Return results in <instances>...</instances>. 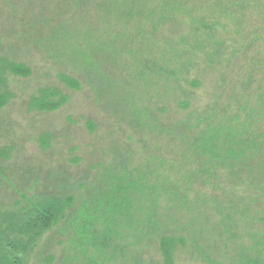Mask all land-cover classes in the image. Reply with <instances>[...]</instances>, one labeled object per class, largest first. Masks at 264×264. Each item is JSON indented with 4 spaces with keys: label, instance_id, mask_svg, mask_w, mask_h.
<instances>
[{
    "label": "trees",
    "instance_id": "obj_1",
    "mask_svg": "<svg viewBox=\"0 0 264 264\" xmlns=\"http://www.w3.org/2000/svg\"><path fill=\"white\" fill-rule=\"evenodd\" d=\"M101 1L127 16L124 0ZM147 8L126 18L150 24L153 32L163 24L173 27L159 53L172 67L166 74L176 80V90L184 97L189 93L180 83L186 84L188 75L190 87L205 86L203 73L213 66V112H191L190 123L201 134L190 142L186 135L177 139V125L161 153L135 169L120 166L106 191L97 195L90 196L81 182L75 187L58 179V172L39 190L6 189L7 199L0 198V264H183L177 251L200 255L202 245L213 251V256L202 253V264H264V17L250 13L239 0H196L189 6L185 0H149ZM16 23L2 27L0 34V111L25 93L18 84L31 75L34 64L31 53L4 47H9L3 43L6 33L16 35ZM81 83L65 69L56 81L28 94L23 106L28 112L56 111L68 102L67 91L80 89ZM187 103L183 98L180 109ZM14 153L12 147H1L0 159L7 161ZM159 189L175 200L173 207L187 208L192 202V210L212 211L215 223L220 221L216 234H206L205 244L190 243L195 233L190 235L181 222L135 214L136 202L156 204ZM51 235L60 237L57 243Z\"/></svg>",
    "mask_w": 264,
    "mask_h": 264
},
{
    "label": "rangeland",
    "instance_id": "obj_2",
    "mask_svg": "<svg viewBox=\"0 0 264 264\" xmlns=\"http://www.w3.org/2000/svg\"><path fill=\"white\" fill-rule=\"evenodd\" d=\"M77 1L0 0V34L17 22L16 35L10 37L6 33L3 37V43L9 46H4L6 51L25 56L31 53L34 60L31 75L18 84L25 87V93L0 111V148L15 149L7 161L0 159V198L4 200L6 189L22 191L29 186L39 190L45 183H51L49 177L55 172L58 179L68 180L75 187L81 182L88 185L90 196L97 195L106 191L112 178L121 171L120 166L124 168L128 163L129 170L135 169L150 155L161 153L170 145L175 135L171 130L177 125L181 126L177 139L186 135L190 142L198 137L202 130L190 123L191 112L200 116L204 114L202 110L213 112L217 95L216 91L213 93L216 80L213 66L203 73L205 86L190 87L192 75L185 77L186 84L180 82L189 92L184 97L175 89L176 80L167 77L166 72L172 69L167 57L162 58L159 53L167 47L173 27L163 24L153 32L150 24L132 23L126 18L128 13L131 16L147 11L149 0L121 1L126 17L101 0H81L75 6ZM185 1L189 6L196 0ZM239 2L250 13L264 17V0ZM27 21L31 25L27 26ZM64 68L67 75L75 74L86 85L81 83L80 89L66 90L69 100L56 111L28 112V106H23L28 94L38 86L56 81L57 73L65 71ZM199 69L202 73L201 66ZM183 98L188 103L181 110ZM46 138L48 146L44 147ZM161 187L164 189L166 183ZM155 196L154 205L150 201L143 205L136 202L135 214L155 213L181 222L179 225L190 235L195 233L190 243L197 240L199 245L207 243L206 234H216L220 227V221L213 220L212 211L205 213L201 207L192 210V202L187 208L173 207L175 200L171 202L161 190ZM199 233L203 240L197 238ZM58 239L59 236H50L53 244ZM201 249L213 256L206 245ZM185 251H177L180 262L202 264V253ZM125 256L129 259L131 253L127 251Z\"/></svg>",
    "mask_w": 264,
    "mask_h": 264
}]
</instances>
